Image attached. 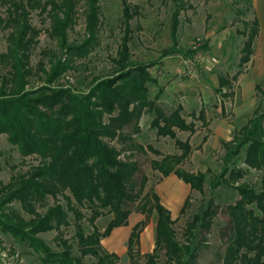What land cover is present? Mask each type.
<instances>
[{"label":"trees","instance_id":"1","mask_svg":"<svg viewBox=\"0 0 264 264\" xmlns=\"http://www.w3.org/2000/svg\"><path fill=\"white\" fill-rule=\"evenodd\" d=\"M175 6L173 15V45H176L177 16L188 0H169ZM99 0H0L4 16L0 15V30L5 31L7 49L0 53V135H5L22 158L36 156L37 166L26 173L11 176L8 183L0 182V232L9 235L20 245L30 249L41 264H119L114 253L106 252L101 241L118 228L128 226L129 205L139 199L138 213L145 220L136 223L127 240V254L131 264L136 257L139 237L149 217L155 212V248L145 255V264H158L160 253L163 264H198L202 249V233L211 230L217 206L209 201L186 223L184 241L176 236L170 211L154 191L142 198L147 183L143 177L137 185L134 176L138 165L130 159L122 160L121 152L110 143L118 141L127 149L145 153L134 144L132 135L139 133V121L145 113L153 115L150 127L158 137L170 138L178 155H161L152 147L146 151L160 156L151 166L163 178L174 175L191 191L204 193L206 175L189 173L180 168L191 154L189 138L176 139L175 131L195 133L194 121L207 126L205 112H192V122L182 115L177 106L169 114L157 105L159 94L152 100L149 86L155 84L149 69L155 63H134L129 52V22L137 15L136 7L121 0L124 36L112 59L113 72L101 80L93 79L87 92L77 93L71 87H53L76 61L86 59L98 46L100 27ZM83 4L85 38L69 40V31L78 18V7ZM46 15L49 20L48 37L56 43L57 54L42 52L38 69L45 75V85L27 89L33 69L29 64L32 50L38 45L40 30L33 27L32 12ZM240 34L245 38L240 51L239 67L244 68L254 53V42L259 22L254 15L243 23ZM191 56L194 52L180 50L163 52ZM48 64V65H47ZM48 66V70H45ZM4 71V72H3ZM234 77H220L217 92L222 99L233 96ZM263 98L248 124L223 144L226 152L221 173L211 182L216 189H233L239 199L227 206L230 236L222 264H264V174L256 190L243 182L245 171L237 167L242 161L247 169L264 172V90L256 86ZM131 132L126 133V129ZM205 138L202 142H205ZM1 156V153H0ZM66 193L68 195H66ZM49 198L53 205H49ZM59 198L65 202L60 204ZM189 204L184 201L180 213ZM13 205H18L15 209ZM112 219L103 232L95 227L104 215ZM88 228L86 227V225ZM73 227L77 255L73 244L63 237L61 228ZM52 231L58 250H52L39 236ZM88 259L90 262H86Z\"/></svg>","mask_w":264,"mask_h":264},{"label":"rangeland","instance_id":"2","mask_svg":"<svg viewBox=\"0 0 264 264\" xmlns=\"http://www.w3.org/2000/svg\"><path fill=\"white\" fill-rule=\"evenodd\" d=\"M128 2L136 7L138 13L129 22L131 61L155 63L149 69L155 80V84L149 86L150 98L153 100L159 94L157 105L166 114L181 106L182 115L187 122L193 121L190 117L192 112L196 115L201 109L205 112L207 126H202L200 121H194L196 126L194 134L175 131L176 139L185 141L189 138L191 145V154L180 168L189 173L201 172L206 175L204 193L191 191L188 185L174 175L163 178L152 169L151 162L160 160L161 157L146 151L147 146L163 156L179 154L174 140L158 137L156 131L151 129L153 115L145 113L139 121V133L132 135L134 144L143 147L145 153L136 149L129 150L118 141L110 144L121 152L122 160L130 159L138 165L134 182L138 185L143 177L147 179L140 198L151 190L155 192L162 205L170 211L174 222L173 228L180 242L184 241L186 223L203 206L209 201L217 206L211 230L202 233V249L199 252L198 264H222L230 236L227 206L235 204L239 197L231 188L220 186L213 189L210 184L221 173L223 167L226 152L223 144L231 141L263 105V98L256 90V86L264 90V22L261 21L254 0H188L185 8L177 16L178 26L174 34L176 45H173L175 6L171 1L128 0ZM98 6L100 19L98 46L86 59L76 61L75 69L53 83V87H71L77 93L87 92L93 79L101 80L112 74V59L116 56L124 36L123 7L121 0H99ZM83 8L81 3L78 7L77 22L69 31L71 42H80L85 38ZM4 14V8L1 7L0 15ZM254 15L259 22L254 53L251 61L241 68L238 64L245 38L240 32L244 28L243 23L251 22ZM29 19L32 26L40 30L38 45L32 50L29 60L34 73L26 87L30 90L45 85V75L38 69L39 62L48 61V58H43L42 52L50 50L51 54L56 53L57 57L60 53H57L56 43L47 35L50 24L46 15L34 11ZM6 35L5 31L0 30V53L6 52ZM166 50L194 53L189 57L177 53L162 57ZM45 70H48V66ZM238 72L241 74L232 84L233 96L222 99L217 92L219 78L231 79ZM125 132L129 133L131 130L127 128ZM204 138L206 140L202 142ZM0 153V182L3 184L8 183L11 176L24 174L39 164L36 156L22 158L8 143L5 135H0ZM238 166L245 171L242 181L258 190L264 172L247 169L242 161L237 163ZM165 182L167 183L164 184ZM187 198L189 204L185 211L180 213ZM139 201L140 199L128 207L131 212L128 226L115 229L108 238L101 241L106 252L117 255L119 264H131L127 254V240L131 228L145 220V216L136 210L140 206ZM59 202L65 204L62 198H59ZM48 203L53 205V200L49 198ZM13 207L18 209V205ZM111 219L112 215L101 216L96 220L95 227L99 232H103ZM156 221L157 216L153 212L140 234L135 250L138 254L136 257L138 264H145V255L152 253L155 248ZM85 225L88 228L87 224ZM60 231L63 237L73 244L74 253L77 255L73 227L61 228ZM56 235L57 232L52 231L39 237L56 251L58 250L54 241ZM86 262L90 261L86 259ZM163 262L164 256L160 253L158 264ZM0 264L41 262L30 249L0 232Z\"/></svg>","mask_w":264,"mask_h":264},{"label":"bare ground","instance_id":"3","mask_svg":"<svg viewBox=\"0 0 264 264\" xmlns=\"http://www.w3.org/2000/svg\"><path fill=\"white\" fill-rule=\"evenodd\" d=\"M255 2H256V4H257V6H258V11H259V14H260V17H261V21L262 22H264V0H255ZM168 182V181H167ZM167 182H165L164 184H166ZM170 183V182H169ZM172 184V183H171ZM165 186V185H164ZM170 186V185H169ZM177 186V185H176ZM166 187V186H165ZM178 187V186H177ZM176 187V188H177ZM179 187H181V186H179ZM169 187H167V189H168ZM174 189V188H173ZM172 189V190H173ZM169 190H170V188H169ZM175 192H177V191H175ZM179 193V192H178ZM173 194H175L174 192H173ZM180 194V193H179ZM180 197V196H179ZM181 198V197H180ZM178 201V200H177Z\"/></svg>","mask_w":264,"mask_h":264},{"label":"crops","instance_id":"4","mask_svg":"<svg viewBox=\"0 0 264 264\" xmlns=\"http://www.w3.org/2000/svg\"><path fill=\"white\" fill-rule=\"evenodd\" d=\"M254 1H255V0H254ZM255 7H256V9H257V11H258V6H257L256 2H255Z\"/></svg>","mask_w":264,"mask_h":264}]
</instances>
